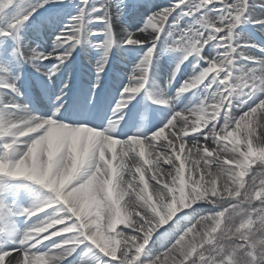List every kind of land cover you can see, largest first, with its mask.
Returning a JSON list of instances; mask_svg holds the SVG:
<instances>
[{
	"label": "snow or ice",
	"instance_id": "obj_1",
	"mask_svg": "<svg viewBox=\"0 0 264 264\" xmlns=\"http://www.w3.org/2000/svg\"><path fill=\"white\" fill-rule=\"evenodd\" d=\"M0 264H264V0H0Z\"/></svg>",
	"mask_w": 264,
	"mask_h": 264
}]
</instances>
